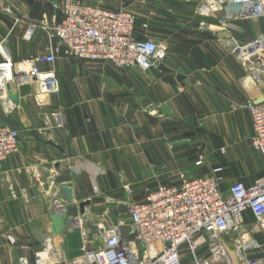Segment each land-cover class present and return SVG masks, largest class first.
<instances>
[{
	"label": "crops",
	"instance_id": "crops-1",
	"mask_svg": "<svg viewBox=\"0 0 264 264\" xmlns=\"http://www.w3.org/2000/svg\"><path fill=\"white\" fill-rule=\"evenodd\" d=\"M63 1L0 0V62L5 52L13 67L5 66L4 73L12 70L19 84L34 85L26 60L54 45L41 30L25 39V21H60ZM84 1L127 6L137 18L136 38L165 46L167 56L143 70L60 52L54 63L42 66L55 70L56 89L34 85L35 93L19 104L0 81V124L20 133L18 150L0 172V264L22 259L34 264L46 240L56 238L52 199L55 209L65 208L72 219L56 245L60 256L72 259L82 253L84 230L98 234L102 224L126 218L127 206L141 199L147 186L177 184L183 171L209 176L217 166L223 168L225 190L264 176V158L251 145L252 113L243 105L264 99V88L229 47L231 36L244 42L264 27L263 20L234 17L231 26L240 32L200 15L197 8L205 0ZM7 7L23 21L16 22ZM209 22L212 26H205ZM199 154L205 162L197 166ZM63 183L74 195L66 204L52 191ZM83 203L88 207L81 215ZM244 218L245 234L259 244L249 255L262 260L264 222L257 224L251 211Z\"/></svg>",
	"mask_w": 264,
	"mask_h": 264
},
{
	"label": "built area",
	"instance_id": "built-area-1",
	"mask_svg": "<svg viewBox=\"0 0 264 264\" xmlns=\"http://www.w3.org/2000/svg\"><path fill=\"white\" fill-rule=\"evenodd\" d=\"M230 3L239 4L242 11L231 12V19H223ZM61 7L60 21L47 18L25 21V39L30 40L41 30L54 42L47 54L26 60L29 66L26 74L34 85L47 91L56 89L55 70H43L42 66L54 63L60 52L74 59L108 61L119 68L138 66L148 70L164 63L167 48L151 39H137L136 15L125 6L113 9L84 0H64ZM4 10L16 22L23 21L11 8ZM197 11L218 20V27L228 30L234 17L264 21V0H205ZM229 44L231 52L248 67L250 76L258 73L264 80V27L244 42L231 36ZM3 54L0 81L6 90L5 83L17 77L12 70L4 73V67L12 68L13 64ZM243 105L253 117L251 145L264 158V99L260 102L249 99ZM19 144V130L0 124V172ZM204 162L205 156L199 154L195 164L200 166ZM222 171L221 166L213 168L209 176L183 171L177 184L147 186L143 197L128 207V224L123 220L110 227L102 224L103 231L92 235L88 229L84 230L82 253L72 259L62 258L55 238L50 237L36 254L34 264H231L225 243L236 250L240 264H259L261 259L249 255L259 244L245 234L244 214L251 211L257 224L264 222V176L251 184L236 181L225 190ZM121 225L127 226L125 240L120 237ZM21 264L30 263L22 259Z\"/></svg>",
	"mask_w": 264,
	"mask_h": 264
},
{
	"label": "water",
	"instance_id": "water-1",
	"mask_svg": "<svg viewBox=\"0 0 264 264\" xmlns=\"http://www.w3.org/2000/svg\"><path fill=\"white\" fill-rule=\"evenodd\" d=\"M226 14L222 16L223 19H231V12L240 13L242 11V8L239 4L230 3L225 8ZM232 29L237 31H242V29L239 26H231ZM255 79L257 80L260 87L264 88V80L262 77L258 74H254ZM15 82L17 83V86L14 87L11 81H7L5 83V88L8 93L9 98L11 101H13L15 104H19L20 98L27 96L29 94L35 93V88L33 84H19L17 82V79L15 78ZM263 100V99H262ZM260 100V101H262ZM259 100L256 102H260ZM74 171H77L74 169ZM52 191L54 192L55 196L58 199H62L64 203H69L73 201L74 195H73V189L67 184H59V185H53ZM54 200L52 199L51 203V217H52V228L54 234H56V238L54 240L55 246L60 242V235L63 231H65L67 228H69L73 223L72 219L68 217L67 210L65 208L61 209H55V206L53 205ZM86 203L81 204L80 206V212L81 215H84L87 210ZM103 231V228H102ZM120 231V237L122 240L127 239L128 233H127V226L121 225L119 227ZM226 252L231 260V264H240L237 252L235 249H233L231 246H229L227 243L224 244ZM260 264H264V259L260 260Z\"/></svg>",
	"mask_w": 264,
	"mask_h": 264
},
{
	"label": "rangeland",
	"instance_id": "rangeland-1",
	"mask_svg": "<svg viewBox=\"0 0 264 264\" xmlns=\"http://www.w3.org/2000/svg\"><path fill=\"white\" fill-rule=\"evenodd\" d=\"M126 8H127V6H125ZM138 27V26H137ZM126 211H128L129 212V210H128V206H127V210ZM123 221H125V223H129V218H128V216H126V218L124 217L123 218ZM117 223V222H116ZM66 255V254H65ZM68 258V257H67ZM69 259V258H68ZM63 262H60V264H62ZM63 264H65V263H63Z\"/></svg>",
	"mask_w": 264,
	"mask_h": 264
},
{
	"label": "bare ground",
	"instance_id": "bare-ground-1",
	"mask_svg": "<svg viewBox=\"0 0 264 264\" xmlns=\"http://www.w3.org/2000/svg\"><path fill=\"white\" fill-rule=\"evenodd\" d=\"M61 257H63V255H61ZM230 261V260H229ZM231 263V262H230Z\"/></svg>",
	"mask_w": 264,
	"mask_h": 264
}]
</instances>
